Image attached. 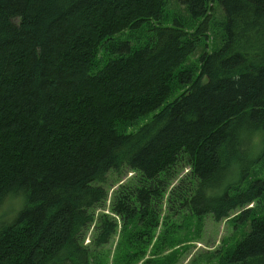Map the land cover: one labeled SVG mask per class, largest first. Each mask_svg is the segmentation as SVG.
I'll return each instance as SVG.
<instances>
[{"label":"trees","instance_id":"1","mask_svg":"<svg viewBox=\"0 0 264 264\" xmlns=\"http://www.w3.org/2000/svg\"><path fill=\"white\" fill-rule=\"evenodd\" d=\"M178 1L0 0V202L18 197L0 264H172L163 253L186 237L168 215L182 211L241 230L209 264H264V0ZM141 29L136 46L114 38ZM121 169L137 179L101 212Z\"/></svg>","mask_w":264,"mask_h":264},{"label":"rangeland","instance_id":"2","mask_svg":"<svg viewBox=\"0 0 264 264\" xmlns=\"http://www.w3.org/2000/svg\"><path fill=\"white\" fill-rule=\"evenodd\" d=\"M180 6V8H179ZM179 9V11H184L181 4L178 0H168V7L167 10L169 12H176L175 10ZM213 14H214V22L210 23L208 30L206 31V35L202 36L201 41L205 43L204 48L207 51H211L214 46L219 43L220 33L215 32L213 30H216V27H213V25L216 24V21H220L223 18V11L221 7L214 3L213 4ZM174 16V15H173ZM190 22L189 24H191ZM186 24V25H189ZM143 29L141 30H124L120 32L119 34L115 35L114 38H121L129 42L130 45L136 46L139 43H142L143 41L148 39V35H144L142 33ZM201 46L198 47L196 52L192 53L189 56V59H187L186 62H192L195 63V65H198L199 63V55L198 52L200 51ZM177 90L173 91L166 103H169L172 101L176 96ZM174 94V95H173ZM150 118L143 119L140 118L136 121V125H142L145 122H147ZM138 125V126H139ZM137 127V126H136ZM135 125L129 126V129L132 131L136 130ZM264 168V166H263ZM189 172V168L187 166L183 167L181 170L176 172V175L178 174V178L174 179L168 186H164L165 190V197L168 196L169 191L178 183L179 178L182 175H185ZM137 179V175L135 172H131L128 169H121L118 172H109L107 176L106 186L105 188L108 189V199L105 202L104 209L101 212H106L110 214L109 210V203H110V196L112 191L116 188L117 184L122 183L123 185H126L130 182L131 179ZM15 193H9L3 197V201L0 202V225L2 223H5L7 215L6 212L8 211L7 204L8 202L12 203V210L18 206V197H12L15 196ZM19 195V194H18ZM165 198L163 199L162 207L156 206L155 210L156 212H160V221L165 217V211H166V203L164 202ZM99 211V210H98ZM100 213V212H99ZM230 218V217H229ZM229 218H224L221 220H214L211 215H205L198 219V217L190 214L187 211L182 212H170L168 215V225L167 227H170L172 231H174L179 239H186L181 244L175 246L171 250L165 251L163 254H166L167 258L173 259L172 264H209L212 262V260L207 259V254L209 252L214 251L217 248H226L227 245H229L231 242L235 243L240 237H241V230L235 229L233 224L230 222ZM141 224L137 223L134 224V227H139ZM161 229V225L158 226L156 230V234L159 233ZM194 232H197L198 235H193ZM92 231L91 228L87 232V238L85 240L88 241V238L91 236ZM120 238V235L118 233H115L108 244L102 247V250L107 255V260L109 262L114 260L115 256V247L118 239ZM155 239L151 240L152 244L148 248L147 255L145 253V258L149 255L150 250L152 249L153 243ZM150 242V243H151ZM167 248H163V250H166ZM178 249L180 250L178 253ZM174 250V251H172ZM143 260H140L137 264H142Z\"/></svg>","mask_w":264,"mask_h":264}]
</instances>
